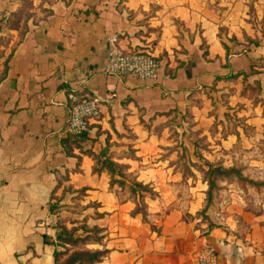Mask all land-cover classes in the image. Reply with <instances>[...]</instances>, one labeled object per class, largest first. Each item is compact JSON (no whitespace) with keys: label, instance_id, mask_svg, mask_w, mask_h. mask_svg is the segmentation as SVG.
I'll use <instances>...</instances> for the list:
<instances>
[{"label":"crops","instance_id":"0c3cea01","mask_svg":"<svg viewBox=\"0 0 264 264\" xmlns=\"http://www.w3.org/2000/svg\"><path fill=\"white\" fill-rule=\"evenodd\" d=\"M4 13L0 264H54L57 224L79 237L96 228L97 240L66 245L104 251L89 264H194L206 244L217 264H264V216L238 187L201 212V168L219 162L209 147L264 145V0H0ZM110 38L152 54L158 79L106 74ZM70 92L101 108L68 138ZM104 147L124 167L115 179L154 192L142 194L145 217L127 186L94 170Z\"/></svg>","mask_w":264,"mask_h":264},{"label":"built area","instance_id":"2783aa9c","mask_svg":"<svg viewBox=\"0 0 264 264\" xmlns=\"http://www.w3.org/2000/svg\"><path fill=\"white\" fill-rule=\"evenodd\" d=\"M9 13L0 14V23L8 21ZM110 47L107 52L103 71L115 76H132L138 80H157L159 63L156 58L141 50H122L113 45V38L108 39ZM116 94L107 95L109 101L115 100ZM69 117L66 132L74 136L82 135L88 127L90 119L100 113L97 98L88 93H68ZM194 264H217V253L210 244L204 245L194 254Z\"/></svg>","mask_w":264,"mask_h":264},{"label":"trees","instance_id":"16d2710c","mask_svg":"<svg viewBox=\"0 0 264 264\" xmlns=\"http://www.w3.org/2000/svg\"><path fill=\"white\" fill-rule=\"evenodd\" d=\"M2 24V23H1ZM0 24V25H1ZM5 25V24H3ZM2 26V25H1ZM84 134V133H83ZM82 134V135H83ZM70 137H76L74 135L69 134L67 136ZM96 166H94L95 171H100L102 169H105L110 174V182L111 183H117L121 187L127 186V188L130 191V194L134 196L136 199V212H140L143 217H145V209H144V203L142 202V194L144 192H148L150 194H154L152 189L147 185L143 184L139 181H136L134 178H131L128 182H126L124 179H115L113 176L114 174L122 175L123 177V166L117 165L114 161L111 160L110 155L107 154V147H104L99 154H92ZM204 164L206 168H201L203 172V180L206 181L208 188L206 190V202L205 207L206 209L213 201L214 196L216 195L219 185L218 180L222 178H235L240 182H245L252 184L254 186L262 184V182H256L247 176H244L242 174L241 168H238L237 166H229L225 167L221 163H211L209 161H204ZM200 168V166H199ZM57 209V206L54 204L50 205V210L55 211ZM56 232H55V239L57 240V243L63 244V243H69V244H77L79 242H83L88 237L83 236H74V234L65 228V226L57 224L56 226ZM93 231L96 232V228H92ZM96 240L98 237H94ZM66 254L65 251H58L54 250V264H89L93 263L95 261H98L102 254H104V251L101 250H74L71 253L67 254L63 259L62 256Z\"/></svg>","mask_w":264,"mask_h":264},{"label":"rangeland","instance_id":"374dc122","mask_svg":"<svg viewBox=\"0 0 264 264\" xmlns=\"http://www.w3.org/2000/svg\"><path fill=\"white\" fill-rule=\"evenodd\" d=\"M255 89L256 88L253 89L254 92L256 91ZM234 118L236 121V116ZM235 121H232L231 123L236 125L241 122L240 120L239 123H236ZM214 137L215 139H212V141H215V143H220L221 141L218 140V138L224 139L226 137L225 130H221L220 134H215ZM258 138L260 140L263 137L260 135ZM208 150L210 151L209 153L211 156L216 153L214 159L218 160V163H221L223 166H237L238 168H241L242 174L244 176H247L256 182H262V184L254 186L249 183H242L235 178H222L220 179L222 182H219L218 180V185L219 189L220 187H225L226 189L238 187L241 190L240 194L246 206L251 209L252 212L264 216V145L259 146L256 136H250L248 140L246 139L244 141H239V138H237L232 144V147L218 148L217 146H212L209 147ZM222 183L223 185H221ZM217 194L218 192L216 195ZM216 195L214 197H216ZM201 212L205 217L204 208ZM87 232H89L87 236L93 239H95L94 237H97V232L93 231L92 229H89ZM66 245L69 244L63 243L61 244V247L63 251L69 254L68 252L70 251V247H67Z\"/></svg>","mask_w":264,"mask_h":264}]
</instances>
